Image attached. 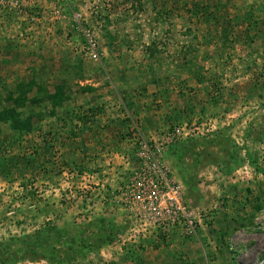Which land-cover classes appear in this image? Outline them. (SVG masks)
<instances>
[{"label": "rangeland", "instance_id": "374dc122", "mask_svg": "<svg viewBox=\"0 0 264 264\" xmlns=\"http://www.w3.org/2000/svg\"><path fill=\"white\" fill-rule=\"evenodd\" d=\"M23 93L32 130L0 123V264H264V0H0V111ZM137 132L175 223L127 201Z\"/></svg>", "mask_w": 264, "mask_h": 264}, {"label": "built area", "instance_id": "2783aa9c", "mask_svg": "<svg viewBox=\"0 0 264 264\" xmlns=\"http://www.w3.org/2000/svg\"><path fill=\"white\" fill-rule=\"evenodd\" d=\"M84 37L88 46L85 54L96 59L94 40L86 32H84ZM176 133L178 134L179 130H176ZM136 141H138L137 158L142 161V164L139 174L135 178L136 181L130 186L127 201L138 206L136 211L143 222L152 221L154 223L167 217L172 223H175L178 192L168 179V170L160 162V148L156 147L151 150L152 145L150 146L138 132ZM124 192L127 195L128 189ZM182 209L179 208V214L181 217H185V212ZM187 227L192 229L191 222L187 221Z\"/></svg>", "mask_w": 264, "mask_h": 264}, {"label": "trees", "instance_id": "16d2710c", "mask_svg": "<svg viewBox=\"0 0 264 264\" xmlns=\"http://www.w3.org/2000/svg\"><path fill=\"white\" fill-rule=\"evenodd\" d=\"M246 19V17H245ZM228 25H230V23L227 22ZM29 88H31V86H28ZM58 97H53L52 99H55ZM61 101V100H60ZM11 102L14 103L15 107L11 108V109H3L2 111H0V123L3 124H7L8 128L11 131H14L13 133H17L19 135H24L29 133L32 128V122H33V115H28L26 118L21 119V112L18 111V107L19 108H23L25 107L26 103H27V98L26 96H24V93L22 94L21 97H18L16 99H12ZM59 104H61V102H59ZM58 104V100H54L53 105L57 106ZM8 141V140H7ZM9 142V141H8ZM226 157L228 158L229 162L228 163H235L237 162V156L235 155V152H227L226 153ZM7 162L1 163L0 165L5 167ZM44 236H41V239ZM1 245V244H0ZM5 248H8L7 245L4 246ZM11 256L10 258L7 260L6 263L9 264H14L16 262H18L20 260L19 257H17V254L20 252H16L11 250L10 251ZM9 261V262H8Z\"/></svg>", "mask_w": 264, "mask_h": 264}, {"label": "crops", "instance_id": "0c3cea01", "mask_svg": "<svg viewBox=\"0 0 264 264\" xmlns=\"http://www.w3.org/2000/svg\"><path fill=\"white\" fill-rule=\"evenodd\" d=\"M95 92H97V91H95ZM158 103H161V104H163V102L160 100V101H158ZM109 118V115H107L106 116V114H104V113H102V114H100V115H98V117H96L94 120H95V122L97 121H100V119H104V121L105 120H107ZM93 120V121H94ZM90 122V123H88V125H91L92 124V126L93 127H95V123L94 122ZM115 134L116 133H114V132H104V133H102V135H100L99 137L100 138H103V140H104V136H106V138L108 139V140H112L113 139V137L115 136ZM97 134L94 132V131H92L91 133H88L86 136H87V138H90L91 137V139L93 140V138H96L97 140H99V137H97L96 136ZM89 141V140H88ZM100 151V150H99ZM111 156H112V154H111ZM115 156H117V155H115ZM128 164H124V166L122 167V168H120V170H119V174H123L124 176H126L127 175V173L126 172H124V171H126V170H128V166H127ZM123 169V170H122ZM110 170V169H109ZM123 172H122V171ZM121 179L123 180V178L121 177Z\"/></svg>", "mask_w": 264, "mask_h": 264}]
</instances>
